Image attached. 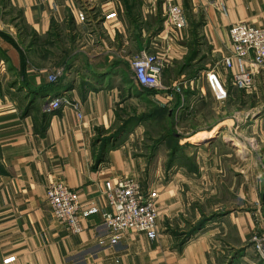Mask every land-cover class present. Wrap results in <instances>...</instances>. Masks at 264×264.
Listing matches in <instances>:
<instances>
[{
    "label": "crops",
    "instance_id": "crops-1",
    "mask_svg": "<svg viewBox=\"0 0 264 264\" xmlns=\"http://www.w3.org/2000/svg\"><path fill=\"white\" fill-rule=\"evenodd\" d=\"M170 3L184 9L181 30L167 24ZM237 23L264 27V0H0V264H264L251 243L264 238V68L253 87L233 86L249 64L233 56ZM142 50L165 58L161 91L131 84ZM65 94L82 118L47 110ZM138 104L162 109L155 154L134 138L145 122L113 137ZM130 176L156 193L158 235L112 244L105 182ZM54 181L79 195L80 233L55 220Z\"/></svg>",
    "mask_w": 264,
    "mask_h": 264
},
{
    "label": "built area",
    "instance_id": "built-area-1",
    "mask_svg": "<svg viewBox=\"0 0 264 264\" xmlns=\"http://www.w3.org/2000/svg\"><path fill=\"white\" fill-rule=\"evenodd\" d=\"M167 24L175 30L186 26L184 9L170 3L167 6ZM229 35L233 43V56L248 60L244 71L233 73L231 82L238 89H249L254 85L255 68H264V27L237 23L230 27ZM225 64L231 67V60L225 59ZM133 79L143 88L161 91L164 89L162 74L165 68V58L142 50L133 61ZM62 75L57 71L49 76L50 81H56ZM206 78L218 98L226 97L220 79L215 72L206 74ZM63 104L71 106L82 118L79 104L71 101L68 96L51 97L47 110H57ZM105 196L109 210L102 211L103 223L112 235L111 243L116 244L117 235L126 231L144 233L150 240L158 235L159 203L155 192L146 191L135 177H121L114 183L105 182ZM46 200L57 223L70 233H80L81 202L78 193L61 181L50 183L46 189ZM94 209V208H93ZM256 255L264 262V238L257 234L251 237Z\"/></svg>",
    "mask_w": 264,
    "mask_h": 264
},
{
    "label": "rangeland",
    "instance_id": "rangeland-1",
    "mask_svg": "<svg viewBox=\"0 0 264 264\" xmlns=\"http://www.w3.org/2000/svg\"><path fill=\"white\" fill-rule=\"evenodd\" d=\"M133 83H134V79L132 78L131 84H133ZM146 106L147 107L139 114H137V112H138V110H140L141 104L134 105L132 107V110L134 111V119L135 120H133V118L128 119L129 123L126 126V128H124V130H123L124 132H120L118 134V136L119 135L122 136L128 132H131V130H132L131 128L135 124V122L138 120H141V119H137V118L140 116H143V115H148L144 119L145 121L142 120V122H145L144 127L140 129V132L138 134H135L134 138H135V141L137 142L138 148H143V149L148 148L147 151H149L152 154L153 153L155 154V152L157 151V149L159 147L155 148L154 152H153V148L158 143V141L162 139V135H164L165 122H163V120L161 118L158 119L157 117L153 118V116H150L153 109L156 106H154L153 104H146ZM113 136H115V135L113 134ZM159 143H160V141H159ZM161 143L159 144L160 147H161ZM167 145H168V143H167ZM144 186L148 187L146 182H144ZM257 258H258V256H257Z\"/></svg>",
    "mask_w": 264,
    "mask_h": 264
},
{
    "label": "trees",
    "instance_id": "trees-1",
    "mask_svg": "<svg viewBox=\"0 0 264 264\" xmlns=\"http://www.w3.org/2000/svg\"><path fill=\"white\" fill-rule=\"evenodd\" d=\"M147 90L150 91V92H158V91L153 90V89H147ZM160 111H162V109H160V108H158V107L156 106V107L153 109V111H152V113H151L150 116H153V118H155V117L158 116V114H159ZM160 114H162V113H160ZM160 114H159V115H160ZM146 116H148V115L140 116V117H138L137 119H141V120H138V121H142V120H144V119L146 118ZM133 120H135V119L133 118ZM128 123H129V120H128L127 122H125L124 125H123V126L118 130V132H116L114 135H115V136H118V134H119L120 132H124L123 130H124V128H126V126L128 125ZM135 123H137V121H136ZM167 136L169 137L170 135L168 134ZM113 137H114V136H113ZM170 137H171V136H170ZM165 138H166V137H165ZM159 141H160V143H161L162 140H159ZM159 141H158V143L154 146V148H157V147H158V145L160 144ZM170 146L172 147V149H174V148L177 147L178 145H175V144L170 143ZM173 146H174V147H173ZM206 221H207V219H204L203 221H201L196 229H197V230L201 229V228L205 225ZM261 262H263V261H261ZM263 263H264V262H263Z\"/></svg>",
    "mask_w": 264,
    "mask_h": 264
}]
</instances>
